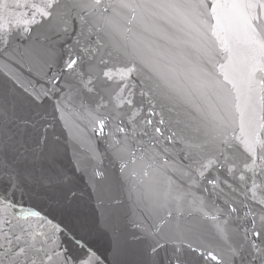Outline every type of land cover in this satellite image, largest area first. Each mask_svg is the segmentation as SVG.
Listing matches in <instances>:
<instances>
[{"label": "snow or ice", "instance_id": "6c2138e0", "mask_svg": "<svg viewBox=\"0 0 264 264\" xmlns=\"http://www.w3.org/2000/svg\"><path fill=\"white\" fill-rule=\"evenodd\" d=\"M8 7L7 0H0V10ZM16 7L31 11L14 25L0 16V55L27 65L45 84L37 89L12 72L9 63L0 66L8 81L0 85V264H103L79 239L80 254H69L63 246L64 226L23 202L35 194L33 186L63 185L54 201L60 208L77 198L67 177L38 176L34 170L37 161L56 151L49 140L46 101H54L53 119L66 125L69 117L85 121L93 136L104 139L121 172L133 179V190L142 186L136 198L145 219L133 224L140 232L133 239L150 241L147 264H161L155 258L166 243L172 252L163 264H192L188 252L204 256L202 246L191 242L202 237L197 217L210 221L227 247L226 255L205 250L207 258L218 264H264V0H17ZM125 13L129 23L150 13L188 30L184 34L189 39L177 38L176 43L189 44L198 53L191 71L204 103L195 104L190 96L183 101L199 119L182 120L179 113L173 119L175 97L162 87L167 78L158 62L145 59L138 45L111 38L120 27L116 17ZM73 21L79 23L73 40L77 51L69 48L66 58L58 57L46 32L29 39L22 50H9L13 26H23L27 34L48 22L47 31L67 34ZM176 142L184 145V158L191 161L179 169L170 155ZM100 155L93 151L92 158ZM163 169L178 170L189 190L174 186L171 177L163 189L144 183ZM93 175L101 179L104 173ZM201 181L234 199H225L223 208L203 197L189 199L190 189ZM241 209L242 216L233 215ZM185 213L193 217L191 222L172 223L174 215ZM235 219L243 222L242 228L233 227ZM233 232L240 235L238 244L232 242ZM115 251H120L119 236Z\"/></svg>", "mask_w": 264, "mask_h": 264}, {"label": "water", "instance_id": "95a60500", "mask_svg": "<svg viewBox=\"0 0 264 264\" xmlns=\"http://www.w3.org/2000/svg\"><path fill=\"white\" fill-rule=\"evenodd\" d=\"M16 2L17 0H7L9 7L0 10V16H6L8 20L13 22V25L24 13L31 11V9L17 8ZM27 2L39 3L40 0H27ZM129 15L125 13L123 17H116V22L120 27L118 32L112 33L111 38L121 44L131 45L134 43L138 45L145 59L150 62H158L160 71L167 78V84L162 83V87L170 91L175 97V108L171 114L173 119L176 118L177 113L182 120L199 119L192 108L183 101L185 96H190L193 103L201 106L204 103L195 91V77L191 71L192 65L196 63L198 53L189 44L178 45L176 43L177 38L189 39L184 34L188 30L178 21L160 18L159 15L153 16L150 13H145L142 21L137 19L129 23ZM4 22L7 27V21ZM55 23V21L52 22V24ZM61 27L63 26L61 25ZM22 28L23 26L19 28L13 26L10 51L12 48L22 50L29 39L35 38L42 32H46L55 42L58 57L66 58L69 48H72L73 52L77 51L73 47L75 33L79 30V23L76 21L70 22V31L67 34L63 32L54 34L47 31L48 22H45L43 26H33L32 31L27 34L23 33ZM158 53H164V55L161 56ZM5 63H9L7 58L0 55V66ZM9 68L21 76L26 83L34 84L37 89L45 84V79L34 71H29L27 65L20 67L17 64L9 63ZM57 70H59V66ZM146 74L151 75L150 73ZM6 83H8L7 77L4 76L3 71H0V85ZM53 103L54 101H46L45 108L51 123L49 140L55 144L56 151L53 155L37 161L34 170L38 176L43 173L49 176L67 177L69 179L67 187L76 192L77 198L70 207L60 208L54 201L59 193L64 190L63 185H53L49 188L33 186L32 190L35 194L31 198L25 196L24 204L35 205L64 226L63 246L68 249L71 255L80 254L76 246V240L79 239L95 251L103 264H147L151 258L146 257L145 250L150 241L133 239V236L140 235L133 224L140 223L145 219L143 207L136 198V191L142 192V186L137 184L136 190H133V179L126 172H121L119 162L113 160L104 139L93 136L85 121L69 117L66 125L58 118L53 119ZM165 118H168L167 113ZM182 127L183 124L177 126V130ZM165 134H168L167 131ZM186 135H192V133L186 131ZM183 147V144L176 142L174 151L170 154L171 159L177 165V169L191 163L190 160L184 158L185 153L181 151ZM93 151L101 155L93 159ZM96 170L104 173L103 178H94L93 174ZM170 177L175 182L174 186H182L185 190H189L187 180L180 177L178 170L173 172L169 169H163L162 174L158 176L150 175L148 178H144V183H156L158 187L163 189L167 186ZM206 187L209 188L208 192L204 191ZM190 192L189 199L203 197L206 203L212 204L214 202L221 208L225 207V199H234L231 193L213 191L204 181L200 182L199 187L190 189ZM16 198L20 199L19 194ZM237 207H239L238 203ZM243 212L244 210L241 209L238 214L233 215L242 216ZM192 220L193 217L186 213L180 217L175 215L172 217L173 224L177 221L180 224H186ZM197 220L201 227L202 237L192 239L191 242L194 247L202 246L201 251H204V256L188 252V259L192 264H218L217 261L207 258V251L226 255L227 247L216 236L210 221L199 220L198 217ZM236 225L242 228L243 222L235 219L233 227ZM117 236L120 238L118 254L115 251ZM155 239L161 243H166V239H161L159 236ZM239 240L240 235L233 232L232 242L238 244ZM171 252L172 245L166 243V248L161 249L155 259L163 264Z\"/></svg>", "mask_w": 264, "mask_h": 264}]
</instances>
